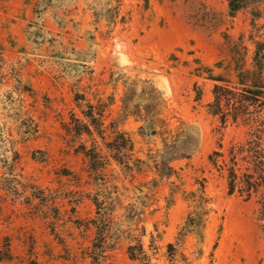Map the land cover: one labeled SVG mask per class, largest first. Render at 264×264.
I'll list each match as a JSON object with an SVG mask.
<instances>
[{
	"label": "rangeland",
	"instance_id": "374dc122",
	"mask_svg": "<svg viewBox=\"0 0 264 264\" xmlns=\"http://www.w3.org/2000/svg\"><path fill=\"white\" fill-rule=\"evenodd\" d=\"M245 1L231 14L228 0H0V264H89L93 198L110 202L114 185L127 188L124 205L112 214L116 226L143 219L152 262L167 264V244L189 210L184 191L203 178L216 212L196 264H264L260 196L229 194L227 169L209 160L220 139L226 152L264 119V0ZM112 71L152 77L167 100L170 127L197 130L199 150L178 159L191 145L165 147V130L151 134L129 117L118 128L131 135L134 156L145 163L140 171L119 165L105 145L125 89ZM215 84L235 93L229 105L223 100V111L248 105L257 121L230 119L223 127L209 107ZM254 92L257 99L246 102ZM88 103L98 107L96 116L104 112V139L68 132L80 127L77 119L87 122ZM92 138L102 151L95 171L76 151L82 142L90 148ZM165 152L177 170L170 178L156 168ZM124 237L107 251L108 262L141 264L127 253L132 234ZM194 245L189 235L181 250L190 254Z\"/></svg>",
	"mask_w": 264,
	"mask_h": 264
},
{
	"label": "trees",
	"instance_id": "16d2710c",
	"mask_svg": "<svg viewBox=\"0 0 264 264\" xmlns=\"http://www.w3.org/2000/svg\"><path fill=\"white\" fill-rule=\"evenodd\" d=\"M228 1L231 14L244 8L246 3L245 0ZM111 79L116 81L122 80L125 87L124 94L121 98V109L118 116L110 120L111 136L105 142L106 147L112 153V158L119 165L128 167L129 171L136 169V171H140L141 165L145 163L141 158L134 156L135 144L131 135L127 131L118 128L121 121L123 122L129 117H135L141 121L142 125L140 129L148 128L151 134H159L161 132L160 129L165 130L163 131L167 134L165 137V147L176 148L182 141L191 145L186 148V152L180 154L178 159L190 158L199 150L200 143L197 130L193 132L187 126H179L176 130L170 127L164 116L165 109L167 108V100L164 92L152 77H144L139 73L133 77L130 73L112 71ZM231 94L235 93L228 87L215 84V99L212 103H209V107L213 109L212 114L220 116L219 119L223 127L227 126L230 119H232V122L241 120L247 125H250L253 121H257L252 116L249 107H247L248 105L245 106V104L242 106L243 108L245 106V108L240 112L236 111L228 114L223 111V100L226 99L227 105H229L232 101V98H230ZM255 95H257L256 92L252 96L244 98V100L252 103L253 99H257ZM87 107L89 111H83L87 122L77 119L78 123H81L79 124L80 127L70 129L68 131L69 134L75 137L78 135L81 138L84 134L92 137L97 133L104 139L107 130L104 112H98V116H96L94 110H99L98 107L92 103H88ZM181 124L186 125L184 122H181ZM249 135V138L245 142L231 145L226 152H224L225 147L222 139H220L217 145L218 149L209 155V160L217 168L221 170L227 169L229 194L238 193L246 200L250 199L254 194L259 195L260 208L264 212V146L262 144V141H264V119L260 120V128L252 133L249 132ZM195 138L196 140L198 139L196 143H194ZM92 139L93 144L90 148L82 142L76 148V151L84 153L89 158L91 171H95L98 169L96 161L101 157L100 154H102V151L96 144L97 141L94 138ZM220 158H223L224 164H219ZM155 161L158 175L170 178L177 173V170L170 164L171 160L166 158V152L161 154V160ZM172 185V190L177 187L175 182H172ZM196 185V189L188 192L184 191L189 210L176 236V240L167 244V264H196L205 254L204 246L207 237V226L216 209L212 197L207 192L206 179H198ZM113 189L114 191H112L111 196L107 198L110 202L108 200H100L99 194L93 198L97 208L96 216L92 219V223L96 229V236L92 241V245L86 250V255L90 258L89 264H110L108 262L109 255L107 251L109 249H115L124 235L129 240L130 238L127 237V233L130 236L132 234L133 237L127 245V253L130 259L139 261L141 264H160L158 262H152V258L145 248L143 237L146 235V227L145 224H141L144 223L143 219H140L142 221L141 223L134 224L135 226L131 224L128 228L127 226L124 228L122 223L116 226V223L112 219V214L124 205L122 198L125 196L127 188L124 187V190H121L123 188L114 185ZM148 189L150 190L149 187ZM150 195V193L148 194L146 192L144 197L148 199ZM124 207L128 209L130 205ZM153 211L155 212V210ZM155 231H158L157 224L155 225ZM189 235L195 238V250L190 254H186L181 249ZM154 238L155 235L151 234L149 249L153 248Z\"/></svg>",
	"mask_w": 264,
	"mask_h": 264
}]
</instances>
